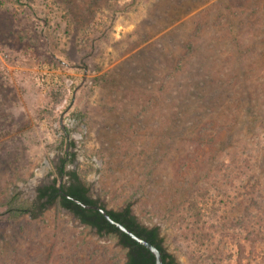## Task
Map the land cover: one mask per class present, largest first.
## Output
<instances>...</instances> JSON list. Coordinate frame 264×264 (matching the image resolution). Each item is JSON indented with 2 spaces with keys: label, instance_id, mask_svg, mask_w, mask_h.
<instances>
[{
  "label": "rangeland",
  "instance_id": "374dc122",
  "mask_svg": "<svg viewBox=\"0 0 264 264\" xmlns=\"http://www.w3.org/2000/svg\"><path fill=\"white\" fill-rule=\"evenodd\" d=\"M206 124L223 163L173 195ZM235 154L236 185L264 182V0H0V264H125L115 235L55 205L4 212L6 195L39 204V187L65 181L62 159L106 208L157 227L173 264H193L170 206ZM223 182L240 203L221 213L256 211Z\"/></svg>",
  "mask_w": 264,
  "mask_h": 264
},
{
  "label": "trees",
  "instance_id": "16d2710c",
  "mask_svg": "<svg viewBox=\"0 0 264 264\" xmlns=\"http://www.w3.org/2000/svg\"><path fill=\"white\" fill-rule=\"evenodd\" d=\"M60 91L61 89L50 88L54 102H58L61 96ZM209 127V124L202 127L195 140L197 148L202 152L187 154L176 166L175 179L177 182L173 185L176 187L172 190L173 195L186 190L187 181H192V178L197 179L206 169L209 161H217V164L223 163L219 155L221 154L220 149L215 152L211 151L213 147L221 143V140L217 139L221 131L218 129L211 134ZM205 147H208L206 151H204ZM69 160L62 159L58 168V174L61 177L70 176L72 183L69 186H66L64 182L59 184L54 179L51 183L39 187L36 202L40 201V203L34 205L18 202L16 194L6 195L2 207L8 218L15 219L22 213L29 212L35 216V210H40L45 205H55L57 210L64 208L71 211L82 224L94 228L98 234L115 235L125 251V264H154V257L146 248L109 224L98 211L82 208L61 194L60 190L85 204H94V201L86 194L87 183L83 178L79 179L80 173L65 171L64 165ZM242 162L246 163V160L239 154H235L230 156L226 169L221 166L217 167V165L213 166L216 170L210 168L214 177L209 179L210 185L196 184V187L187 191V194L182 197V201L173 202L174 204L170 206L169 216L174 223H177L181 235L180 240L185 244L187 256L193 264H221L223 261H227L225 263L227 264L231 257V253L227 251L229 241L237 247L236 264H264V182L257 179H242L241 186L236 185L235 181L240 180V176H244L245 173L240 164ZM233 169L235 173L232 172ZM206 174L208 178L210 172ZM220 180L228 182L233 190L242 188L243 197L241 199L249 205L257 206L256 211L250 212L251 207H245L244 212L229 220L228 216L220 210L223 211L224 207L229 206L232 208V204L238 205L240 202H237V198L239 200V197L229 195L222 184L223 181L218 185L217 182ZM107 213L136 235L155 245L161 252L163 264L174 263V257L163 246V237L159 236L158 228H149L138 223L136 218L130 215L129 206L121 210L109 209ZM226 220H229V225L226 224Z\"/></svg>",
  "mask_w": 264,
  "mask_h": 264
},
{
  "label": "water",
  "instance_id": "95a60500",
  "mask_svg": "<svg viewBox=\"0 0 264 264\" xmlns=\"http://www.w3.org/2000/svg\"><path fill=\"white\" fill-rule=\"evenodd\" d=\"M60 183H61V179L59 180V184ZM60 192L67 199H70L71 201H73L75 204L81 206L82 208H85V209H93V210L98 211L109 224L113 225L120 232L126 234L133 241H135L139 245H141L144 248H146L153 255V257H154V264H163L161 252L159 251V249L155 245H153L152 243H150L147 240H145L144 238L136 235L134 232H132L130 229H128L127 227H125L120 222H118V221L114 220L112 217H110V215L107 213V210L108 209H106V208H104L102 206L94 205V204H85V203L81 202L80 200H78V199H76V198H74V197H72V196H70V195L62 192L61 190H60ZM73 217H74V215H73ZM79 222H80V220H79Z\"/></svg>",
  "mask_w": 264,
  "mask_h": 264
},
{
  "label": "flooded vegetation",
  "instance_id": "af4514ba",
  "mask_svg": "<svg viewBox=\"0 0 264 264\" xmlns=\"http://www.w3.org/2000/svg\"><path fill=\"white\" fill-rule=\"evenodd\" d=\"M73 171H75V172H77V170H73ZM62 177H64V175L62 176ZM66 177V180L65 181H63L64 183H65V185L66 186H69L71 183H72V180H70L71 178H69L70 176H65ZM79 179H80V177H79ZM81 180V179H80ZM49 184V183H48ZM87 187H88V191H87V196L90 198V199H92L93 201H94V205H98V206H102V207H105V203L103 202V201H101V200H99V199H96L94 196H93V194H92V191H91V188H89V185H87ZM62 209H64V208H62ZM106 209H108V208H106ZM67 212H69V213H71V214H73L71 211H69V210H67V209H65ZM109 210V209H108ZM74 215V214H73ZM130 215H132V213H131V211H130ZM74 217L75 218H77L75 215H74ZM78 219V218H77ZM79 220V219H78ZM137 221V220H136ZM138 222V221H137ZM139 223V222H138ZM143 226H145V225H143ZM145 227H147V226H145ZM159 236H160V234H159ZM161 237V236H160Z\"/></svg>",
  "mask_w": 264,
  "mask_h": 264
}]
</instances>
